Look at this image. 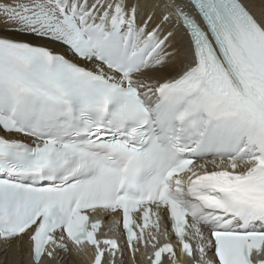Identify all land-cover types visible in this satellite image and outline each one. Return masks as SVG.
I'll use <instances>...</instances> for the list:
<instances>
[{
	"label": "snow or ice",
	"instance_id": "6c2138e0",
	"mask_svg": "<svg viewBox=\"0 0 264 264\" xmlns=\"http://www.w3.org/2000/svg\"><path fill=\"white\" fill-rule=\"evenodd\" d=\"M146 7L0 0V244L264 264V6Z\"/></svg>",
	"mask_w": 264,
	"mask_h": 264
},
{
	"label": "bare ground",
	"instance_id": "6f19581e",
	"mask_svg": "<svg viewBox=\"0 0 264 264\" xmlns=\"http://www.w3.org/2000/svg\"><path fill=\"white\" fill-rule=\"evenodd\" d=\"M144 2L148 5V7L145 8V12L151 11V4L155 2V0H144ZM250 3H252L255 7V10L257 12L261 11L262 9V0H250ZM193 14L194 12L191 11ZM159 19V13L157 12L154 22H158ZM183 34V29H178L177 32V38H178V46L181 48V51L186 49L187 46V38L186 36L182 41L179 40V37ZM179 58L176 63L170 64L167 68L163 70V73L165 75H170L172 72H174L176 69H178L180 65ZM110 219H112L110 217ZM62 257V258H60ZM60 257H58V260L53 262V264H91V257L90 254H82L77 256L76 254H70L67 256H64L63 253L60 254ZM131 254L128 253L124 256V264H132L131 261ZM0 264H32L29 252H28V245H27V238H25V242L22 244H19L17 241H12L8 245L0 244ZM136 264H148L146 259H142L137 256Z\"/></svg>",
	"mask_w": 264,
	"mask_h": 264
}]
</instances>
